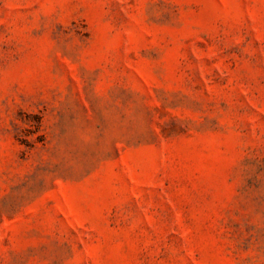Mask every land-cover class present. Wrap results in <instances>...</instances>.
I'll list each match as a JSON object with an SVG mask.
<instances>
[{
  "label": "rangeland",
  "instance_id": "rangeland-1",
  "mask_svg": "<svg viewBox=\"0 0 264 264\" xmlns=\"http://www.w3.org/2000/svg\"><path fill=\"white\" fill-rule=\"evenodd\" d=\"M0 264H264V0H0Z\"/></svg>",
  "mask_w": 264,
  "mask_h": 264
}]
</instances>
